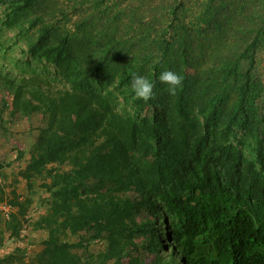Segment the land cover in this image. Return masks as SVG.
Segmentation results:
<instances>
[{
	"label": "trees",
	"instance_id": "obj_1",
	"mask_svg": "<svg viewBox=\"0 0 264 264\" xmlns=\"http://www.w3.org/2000/svg\"><path fill=\"white\" fill-rule=\"evenodd\" d=\"M22 1L21 6L28 7L36 0ZM200 2L204 12L196 20L206 22L210 30L191 28L184 15L186 4L179 1L171 6V21L165 26L170 36L157 45L172 71L199 58L207 64L211 59L208 76L198 87L202 72L181 73L182 87L170 104L161 99L165 85L158 70L150 79L155 98H134L140 122L129 113L114 112L107 99L98 95L96 102L78 91L88 86L109 55L85 67L73 65L64 57V39L47 44L50 32L41 34L38 45L45 55L58 65L68 62L64 79L74 91L24 97L18 88L31 112L43 110L49 121L35 143L28 170L41 173L49 161L65 159L78 169L54 175L49 185L56 217L45 249L50 261L41 264H125L126 256V264H138L130 247L136 233L150 236L147 247L157 252V264H264V137L257 135L252 158L228 140L232 126L242 130L253 124L259 131L264 125V114L257 111L261 82L252 72L258 52L264 51V0ZM197 48L200 55L192 56ZM107 51L111 55L114 47ZM135 72L129 69L125 79L131 80ZM210 91L203 105L190 103V94ZM146 106L153 109L150 118L141 117ZM223 112L226 139L217 136ZM171 114L176 124L179 119L194 122L203 132L190 137L180 125V137L172 136L166 122ZM132 148L142 151L139 158L130 156ZM134 190L136 197L127 194ZM144 209L154 217L139 222L137 215ZM83 231L103 239L105 248L96 255L72 252L82 245L65 237ZM168 246L172 260L165 262L159 251Z\"/></svg>",
	"mask_w": 264,
	"mask_h": 264
},
{
	"label": "rangeland",
	"instance_id": "obj_2",
	"mask_svg": "<svg viewBox=\"0 0 264 264\" xmlns=\"http://www.w3.org/2000/svg\"><path fill=\"white\" fill-rule=\"evenodd\" d=\"M96 1L36 0L27 7L21 6L22 0L19 3L0 0V264H41L42 261H50L45 249L49 227L55 225L56 215L52 210L53 195L49 185L54 175L78 170L69 159L49 161L41 173L28 170L35 143L49 121L45 111L31 112L18 88L24 97L32 94L60 96L68 90L74 91L64 79V68L68 62L58 65L45 55L38 45L41 34L50 32L47 44L57 45L64 39L67 47L64 57L73 65L85 67L109 55L100 72L89 78L88 86L78 91L96 102L99 95L108 100L114 112L129 113L140 122L131 89L133 77L131 80L125 77L133 67L136 69L135 75L149 80L158 70L160 74L171 70L161 47L157 45L171 34L165 29L171 21V6L184 1L186 23L190 22V27L194 29L210 30L206 22L196 20V15L204 12L201 0H99L100 5L97 6ZM108 46L114 47L111 55L107 51ZM198 55L199 48L192 56ZM202 61L204 59L199 58L185 67L180 64L174 72L193 76L196 71L202 72V79L197 84L201 87L203 79L208 76L207 65L214 63L211 59L208 64ZM252 72L261 82L262 97L257 109L261 115L264 114V51L258 52ZM166 88L165 85L161 99L173 104L174 95H170ZM213 91L206 95L190 94L189 101L201 106L209 100ZM35 101L38 99L35 98ZM19 102L23 106H19ZM40 106L44 109L42 103ZM140 114L141 117L150 118L153 109L146 106ZM197 117L202 120V116ZM173 118L171 114L166 119L169 130L174 131L172 136L180 137L176 136V133H180L177 131L180 125H184L190 137L203 132L200 124H188L180 119L176 124ZM253 126L251 124L242 130L232 126L230 129L233 132L228 135V140L237 144L249 158L255 152L257 135L264 137V125L260 126L259 131ZM227 127L223 112L217 125L219 138L226 139L223 133ZM99 133L101 135V131ZM129 153L139 158L142 151L132 148ZM48 170H53V174ZM127 194L137 196L135 190ZM153 217L149 209H144L137 215V220L145 222ZM162 228L165 232V225ZM89 235L84 231L68 233L65 239L77 245L81 243L82 246L71 249L72 252L83 256L90 253L96 255L105 248L106 242L101 238H90ZM131 237L134 241V246H130L131 252L138 257V264H157V252L147 247L150 236L136 233ZM49 254L51 260L55 259L52 252ZM159 254L162 261L172 260L169 246L161 249ZM129 260L130 257L126 256L125 264Z\"/></svg>",
	"mask_w": 264,
	"mask_h": 264
},
{
	"label": "clouds",
	"instance_id": "obj_3",
	"mask_svg": "<svg viewBox=\"0 0 264 264\" xmlns=\"http://www.w3.org/2000/svg\"><path fill=\"white\" fill-rule=\"evenodd\" d=\"M159 81L167 86L166 90L170 95H175L176 91L182 87L183 77L172 70H165L161 72ZM131 89L138 100L148 102L155 98L154 83L147 77L134 75ZM257 170H259V165H257Z\"/></svg>",
	"mask_w": 264,
	"mask_h": 264
}]
</instances>
